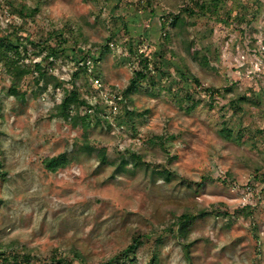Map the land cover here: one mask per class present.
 Listing matches in <instances>:
<instances>
[{
    "label": "rangeland",
    "instance_id": "374dc122",
    "mask_svg": "<svg viewBox=\"0 0 264 264\" xmlns=\"http://www.w3.org/2000/svg\"><path fill=\"white\" fill-rule=\"evenodd\" d=\"M192 2L0 0V36L51 35L59 52L50 72L64 86L71 88L76 52H88L89 68L75 81L94 105L89 140L106 147L110 161L71 150L66 168L46 170L44 158L73 145L84 128L51 117L61 89L39 92L42 84L30 75L20 101L0 65V244L19 240L52 264L55 248L57 259L83 264L74 247L85 264H151L155 253L158 264H264V0H226L218 17L201 13L170 28L175 55L164 50V74L153 72L162 64L165 17ZM23 5L37 12L27 16ZM28 55V63L49 65L45 52ZM145 55L152 73L126 94ZM180 56L187 78L172 64L183 69ZM211 86L221 94H207ZM243 95L250 102L236 110L230 99ZM224 124L231 140L218 132ZM133 152L141 165L112 176V161ZM156 168L169 170L170 180L153 175ZM186 209L208 211L190 226L189 256L172 224ZM132 243L136 251L127 250Z\"/></svg>",
    "mask_w": 264,
    "mask_h": 264
},
{
    "label": "trees",
    "instance_id": "16d2710c",
    "mask_svg": "<svg viewBox=\"0 0 264 264\" xmlns=\"http://www.w3.org/2000/svg\"><path fill=\"white\" fill-rule=\"evenodd\" d=\"M226 2V0H193L192 3H187L183 5L179 12L176 14H169L167 19L162 23L163 30V42H162V50L159 54V57L162 58V64L160 67H157L153 72L158 70V72L163 75L164 68L166 66L165 59V51L166 49L171 50V52L175 55V51L170 46L172 44V31L170 28H183V26L189 21V18L192 16L199 15L201 13H210L211 15L219 16V12L222 10V5ZM139 3V0H138ZM23 10L26 11L27 16L32 17L36 12L37 8H29L26 5H23ZM227 13V10H226ZM255 15V14H253ZM61 35V34H60ZM66 40V39H65ZM58 46L54 44L52 40V36L47 37L45 39H31L27 37L25 40L18 38L17 40L12 39L11 37L0 36V65L6 69V72L11 76L12 82L10 86V94L16 96L20 101H25L26 93L20 91V86L24 79L30 75H35V83L37 85H41L39 92H44L48 89L49 86H52L55 90H62V98L60 102L55 103L51 110V117L63 119L65 122L70 123L74 127H83L84 135L80 139H76L73 145L69 146L62 152L58 153L54 156H49L44 158L43 166L46 170L50 172H57L60 169L66 168L72 161L71 150H81L90 155L96 153L98 156V160L101 164H108L109 156L107 153L106 147L96 146L91 143L88 137V130L92 123L91 111L94 108L89 100L83 96L79 86L76 84L75 78L79 74V69L88 70V62L85 61L86 57L89 55L88 52L78 51L76 52V63L78 67L76 71L73 72L74 79H71V88L64 86V83L60 81V79L55 76L51 71V64H53V59L58 56ZM25 52V54H24ZM31 52L35 57H39L42 52H45L44 59L48 61L49 65H44L41 61H36L34 63H28L26 60L29 58L28 54ZM144 56V53H141ZM146 56V55H145ZM194 58H198L201 60L202 64L209 65L207 56H199L198 53H193ZM181 61L184 63V68L181 69L176 65V63H172L173 66L180 70L182 76L184 78L188 77V73L190 72L189 66L185 63V58L180 56ZM144 68L142 70H138L134 72L133 78H131L126 94L132 93L136 90L139 82H141L144 78H147L148 73H152L150 69L149 60L144 57ZM193 80L195 84L200 87L202 86L198 77L194 76ZM207 94L215 95L221 94V89L215 88L213 86L206 87ZM226 91L228 89H225ZM231 106L236 110H242V106L249 103V99L245 95L237 96L230 99ZM254 102V101H252ZM197 103H193L189 105L186 109L191 111L195 108ZM85 110V113L82 111ZM221 137L231 140L233 138V130L228 127L227 124H224L220 129H218ZM244 138V132L239 131L236 139L240 142ZM142 155L137 152H133L127 156H122L116 160L112 161L114 165V171L112 176H116L120 173H132L134 172L143 162ZM0 170H1V162H0ZM153 175L157 174L162 176L163 178L170 180L171 172L165 169L156 168L152 171ZM246 208L249 206H244L238 209V213L240 215H247L245 212ZM208 211H200L198 213H193L190 209H186L180 215H176L177 221H173V223H178V229L175 232L183 245L184 250L189 256L191 246L194 243V240H189L190 235V226L191 224L198 218V216H206ZM226 217H229L230 220L234 217V214H230L228 212H224ZM140 237L135 239L138 240ZM138 248L136 244H131L127 250H135ZM53 253V262L55 264H67L62 259H57L56 255L58 254L57 248L54 249ZM71 252L75 259L79 260L81 263L85 264L87 259L83 252L74 247ZM158 254L155 253L152 257L151 264H158ZM0 264H52L47 261L42 260L38 254H35L32 250L28 248V246L19 240H13L9 244H0ZM110 264V263H106Z\"/></svg>",
    "mask_w": 264,
    "mask_h": 264
},
{
    "label": "built area",
    "instance_id": "2783aa9c",
    "mask_svg": "<svg viewBox=\"0 0 264 264\" xmlns=\"http://www.w3.org/2000/svg\"><path fill=\"white\" fill-rule=\"evenodd\" d=\"M89 63H90V61H89Z\"/></svg>",
    "mask_w": 264,
    "mask_h": 264
}]
</instances>
